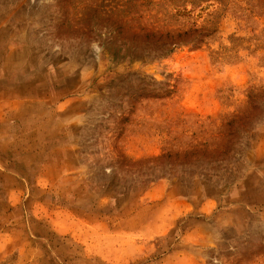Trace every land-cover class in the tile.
I'll return each instance as SVG.
<instances>
[{
  "label": "rangeland",
  "instance_id": "rangeland-1",
  "mask_svg": "<svg viewBox=\"0 0 264 264\" xmlns=\"http://www.w3.org/2000/svg\"><path fill=\"white\" fill-rule=\"evenodd\" d=\"M0 264H264V0H0Z\"/></svg>",
  "mask_w": 264,
  "mask_h": 264
}]
</instances>
